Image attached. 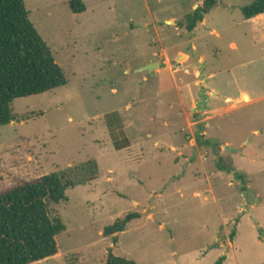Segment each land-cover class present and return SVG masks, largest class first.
I'll list each match as a JSON object with an SVG mask.
<instances>
[{"label":"rangeland","instance_id":"374dc122","mask_svg":"<svg viewBox=\"0 0 264 264\" xmlns=\"http://www.w3.org/2000/svg\"><path fill=\"white\" fill-rule=\"evenodd\" d=\"M70 1L24 0L67 84L0 127L18 177L73 183L49 205L65 231L46 264H264V22L240 12L254 0H219L192 33L198 0ZM130 213L113 245L103 229Z\"/></svg>","mask_w":264,"mask_h":264},{"label":"trees","instance_id":"16d2710c","mask_svg":"<svg viewBox=\"0 0 264 264\" xmlns=\"http://www.w3.org/2000/svg\"><path fill=\"white\" fill-rule=\"evenodd\" d=\"M219 0H198V8L187 17L185 29L192 33ZM69 9L82 14L81 0H71ZM244 20L264 15V0H254L240 10ZM67 84L65 74L29 19L24 0H0V127L14 121L12 105L19 99L38 96ZM18 147L0 152V264H46L60 257L57 236L65 231L59 218H52L50 204L67 200L73 183L52 173L22 179L27 168ZM28 169V168H27ZM24 175V174H23ZM17 180H13L14 177ZM240 178V175H236ZM140 217L130 213L103 229L113 245L129 223ZM234 231L230 240L234 239ZM221 257L215 264H222ZM105 264H136L107 251Z\"/></svg>","mask_w":264,"mask_h":264},{"label":"crops","instance_id":"0c3cea01","mask_svg":"<svg viewBox=\"0 0 264 264\" xmlns=\"http://www.w3.org/2000/svg\"><path fill=\"white\" fill-rule=\"evenodd\" d=\"M205 16V15H204ZM245 21H247L248 23H253V24H260L261 22H264V15H262V16H260V17H258V18H255V19H251V20H245ZM202 24H204L205 22H204V20L201 22ZM148 65V64H147ZM158 65V64H157ZM146 66V65H145ZM158 67H159V65H158ZM242 95H246V96H248L249 97V99H250V101H251V103H252V99H251V96L248 94V93H246V92H241V94H240V99L239 100H241V96ZM229 98L230 97H226L225 98V101H227V100H229ZM232 99V98H231ZM230 99V100H231ZM232 101H233V99H232ZM244 105V104H243Z\"/></svg>","mask_w":264,"mask_h":264},{"label":"water","instance_id":"95a60500","mask_svg":"<svg viewBox=\"0 0 264 264\" xmlns=\"http://www.w3.org/2000/svg\"><path fill=\"white\" fill-rule=\"evenodd\" d=\"M219 3H220V1H219ZM156 68H158V65L156 63H149L148 65L141 68L139 71L151 72L153 69H156ZM224 149L226 151L233 152L232 149H230L229 147H225Z\"/></svg>","mask_w":264,"mask_h":264}]
</instances>
